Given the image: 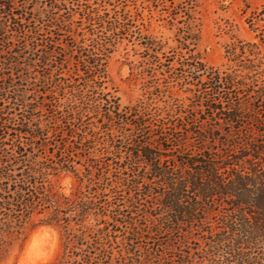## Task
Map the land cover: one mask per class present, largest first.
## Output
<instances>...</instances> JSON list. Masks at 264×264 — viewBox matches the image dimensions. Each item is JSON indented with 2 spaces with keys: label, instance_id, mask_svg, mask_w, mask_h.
<instances>
[{
  "label": "trees",
  "instance_id": "1",
  "mask_svg": "<svg viewBox=\"0 0 264 264\" xmlns=\"http://www.w3.org/2000/svg\"><path fill=\"white\" fill-rule=\"evenodd\" d=\"M125 7L0 0V249L49 225L50 264H264V4L248 17L259 41L234 39L219 66L185 44L158 56ZM132 37L166 74L148 85L162 105L104 91Z\"/></svg>",
  "mask_w": 264,
  "mask_h": 264
},
{
  "label": "rangeland",
  "instance_id": "2",
  "mask_svg": "<svg viewBox=\"0 0 264 264\" xmlns=\"http://www.w3.org/2000/svg\"><path fill=\"white\" fill-rule=\"evenodd\" d=\"M262 4L264 0H126L125 9L138 13L135 24L141 34L149 37L151 46L158 48V56L172 50L183 52L181 47L185 44L207 65L219 66L225 62L226 45L234 39L259 41L248 17ZM105 6L111 8V5ZM144 41L138 37L130 41L122 39L107 60L104 91L119 97L122 105L148 96L160 105L170 100L169 91L158 92L155 87H148L150 81H154L162 89L166 74L155 71L151 75L147 71L150 57L144 54ZM169 90L172 96L183 97L182 92L176 93L175 87ZM75 183L70 172H62L56 179L64 193ZM60 250L61 240L56 229L49 225H29L18 238L0 249V264H50Z\"/></svg>",
  "mask_w": 264,
  "mask_h": 264
}]
</instances>
